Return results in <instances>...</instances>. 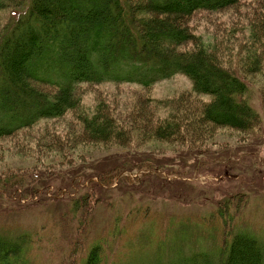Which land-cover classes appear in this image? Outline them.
I'll return each mask as SVG.
<instances>
[{
    "label": "rangeland",
    "instance_id": "374dc122",
    "mask_svg": "<svg viewBox=\"0 0 264 264\" xmlns=\"http://www.w3.org/2000/svg\"><path fill=\"white\" fill-rule=\"evenodd\" d=\"M260 2L197 11L186 25L194 40L208 49L217 45L221 64L247 83L244 98L259 121L250 133L204 120L187 123L195 139L188 130L168 140L147 133L164 111L183 105L191 116L193 103L208 102L177 74L147 88L81 85L75 109L0 138V235L26 237L28 264H84L94 243L101 247L99 264H158L200 244L210 248L211 237L218 244L222 237L213 233L223 225L264 235V28L251 21L264 13ZM10 10L2 4L0 34L14 21ZM93 113L106 114L126 139L92 140L80 120ZM238 195L243 200L235 211V203H226ZM222 208L231 216L219 215ZM177 240L192 244L179 251Z\"/></svg>",
    "mask_w": 264,
    "mask_h": 264
},
{
    "label": "trees",
    "instance_id": "16d2710c",
    "mask_svg": "<svg viewBox=\"0 0 264 264\" xmlns=\"http://www.w3.org/2000/svg\"><path fill=\"white\" fill-rule=\"evenodd\" d=\"M4 3L12 7L14 21L10 20L0 34V138L75 109V91L81 85L111 83L147 88L177 74L191 81L193 93L209 100L198 105L200 109L193 103L191 116L185 115L187 107L183 105L164 111V120L147 131L150 135L179 139L188 130V137L195 139L193 123L187 124L193 120L248 133L259 126L257 115L244 98L247 83L230 66L221 64L213 53L217 45L208 49L205 42L194 40L186 26L195 12H220L238 0H0V8ZM260 3L264 5V0ZM251 21L264 28V13L253 15ZM252 38L255 40L256 35ZM44 42L49 45L46 49ZM187 43L192 48L185 49ZM80 121L92 140L126 139L121 126L109 121L106 114L81 116ZM247 167L250 172L251 164ZM242 198L238 195L226 205L235 203L236 211ZM77 207L74 202V213ZM226 208L217 210L219 215L231 216ZM237 230L236 225H223L213 233L222 237L218 244L211 237L210 248L200 244L188 255L181 250L192 242L184 240L180 245L177 240L181 253L172 261L167 258L157 263L264 264V235L255 237ZM29 249L25 236L11 241L0 235V264H28ZM100 249L98 243L88 248L84 264H99ZM63 262L68 259L62 258Z\"/></svg>",
    "mask_w": 264,
    "mask_h": 264
}]
</instances>
